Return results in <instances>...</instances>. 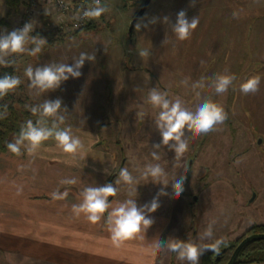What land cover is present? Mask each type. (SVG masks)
I'll use <instances>...</instances> for the list:
<instances>
[{"label":"rangeland","instance_id":"374dc122","mask_svg":"<svg viewBox=\"0 0 264 264\" xmlns=\"http://www.w3.org/2000/svg\"><path fill=\"white\" fill-rule=\"evenodd\" d=\"M104 1L110 11L95 20L89 30L62 35L55 29L60 16L44 2L40 1L36 13L29 15L25 8L18 13L10 12L5 0H0V31L22 28L26 22L35 21L36 27L30 35L39 34L48 42L37 56L5 57L16 60L15 73L22 80L11 92L10 103L18 113L17 125L29 119L35 123L37 119L26 106L60 98L62 107L67 108L65 124L61 127L70 126L84 146L74 156L64 153L54 139H49L32 155L23 149L20 155L10 151L0 153L20 157L21 160H16V170L31 165L42 178H50L48 173H57L63 179L74 178L76 184L63 186L62 191L67 190L68 194L82 187L114 184L123 167L138 178V206L150 203L163 189L167 194L158 197V209L148 214L153 224L127 241L141 235L156 239V234L157 241L169 238L197 241L212 223L214 239L223 241L221 249L245 236L253 226L264 225V0H197L195 7H189L190 0H153L142 18L148 27L135 29L132 44L128 29L144 0ZM180 10H186L189 18L200 19L188 40H178L161 22L148 23L153 17L163 16H169L174 23ZM233 13L237 14L236 18ZM141 49H148L150 56L140 58ZM81 52H95L96 60L85 62L79 78H70L59 89L39 96L29 89L24 75L27 66L71 63ZM226 70L236 76L226 93L192 87L201 79L210 83L211 78ZM256 75L261 77L259 91L245 96L238 90L239 84ZM185 78H189L186 86L180 83ZM152 87L167 91L170 99L181 97L190 108L203 98L211 99L224 107L228 118L212 131L191 139L188 151L175 160L174 152L167 148H152L161 140L154 120L158 110L146 102ZM141 111L142 117L137 115ZM50 123L51 119L46 121L47 125ZM186 136L190 133L186 132ZM15 137L11 135L9 141L13 142ZM152 151L160 153L158 163L165 168L169 182L185 176L180 197L174 196L171 183L164 188L140 177L139 170L145 164L157 163L152 160ZM28 156L37 158L31 160ZM39 156L44 158L40 160ZM115 186L118 192L112 201L129 198L127 185ZM44 198H37V203L43 204L39 201ZM106 218L107 212L103 217V225L107 227ZM102 233L101 230L96 237ZM10 248L12 244L2 242L0 236V264L34 263L21 260L22 253L13 255L11 250H6ZM208 252L211 251L203 255ZM154 254V264H187L175 252L154 248ZM52 264L63 263L57 260Z\"/></svg>","mask_w":264,"mask_h":264},{"label":"clouds","instance_id":"9594fccd","mask_svg":"<svg viewBox=\"0 0 264 264\" xmlns=\"http://www.w3.org/2000/svg\"><path fill=\"white\" fill-rule=\"evenodd\" d=\"M197 0H190L189 7H195ZM110 8L102 0H91L90 4L82 5L74 13L72 19L79 21L98 20L102 15L108 13ZM234 18L237 14L233 13ZM161 22L167 25L168 29L180 41L191 38L193 32L200 23L199 16L189 18L186 10H180L176 14L173 23L169 16L162 18H151L148 23L155 24ZM36 27L35 21L26 22L22 28L7 31H0V67H13L15 59H5V57L17 54H27L37 56L41 53L44 46L48 44L47 40L39 34L30 35ZM142 27H148L144 19L137 21L135 24L136 31ZM31 45V47H29ZM140 58H148L150 51L141 49L138 51ZM95 52H81L79 56L73 57L71 63H48L43 66H27L24 75L27 77L30 90L35 91L39 96L43 93L55 91L60 88L63 82L70 78H79L82 75L81 69L85 62H95ZM236 80L234 74L225 73L217 74L211 78L210 83H205L204 79L192 84L194 89L211 88L216 94L226 93ZM189 78L181 80V84L186 86ZM22 80L14 74H5L0 76V99L7 96L20 86ZM261 77L252 76L239 84L238 90L245 96L255 94L259 91ZM200 97V92H196ZM151 107L158 110L154 120L155 126L159 130L161 140L158 144H153L152 148L159 150L167 148L174 152V159L179 160L188 151L191 139L212 131L216 125L223 124L228 113L222 105L213 102L211 99L203 98L194 108L186 106L185 101L177 96L174 99L169 98L167 91H160L156 87L149 89L147 101ZM5 111L0 112V118L6 115ZM30 112L37 116L35 123L29 119L21 126L18 135L13 142L7 144L8 150L16 155L22 153V149L29 155L34 154L43 144V142L54 139L57 146L64 153L73 154L74 156L81 152L83 143L78 136L73 135L71 127H61L65 124L67 108L62 107V99L55 100L45 99L38 105L26 106ZM143 116V111L137 113ZM51 119L50 125L46 121ZM186 132L190 136H186ZM151 157L157 163H147L140 171V177L147 182L162 184L166 188L169 183L173 189L174 196L180 197L184 191L185 176L175 177L169 182L165 168L158 163L161 155L158 151H152ZM84 157L81 155L80 157ZM61 184H76V180L63 179ZM125 184L128 186V199L120 201H110L109 197L117 195L118 188L115 185ZM137 186L138 178L134 177L127 167L119 170V176L113 183H107L103 186L86 187L82 191V201L72 206V211L79 215L84 213L91 223L99 222L107 212L106 224L111 238L114 242L120 243L133 234L146 232L153 224L149 213H154L158 207V197L166 195L163 189L154 197L150 203L142 206L137 204ZM67 190L63 193L55 191L51 193L54 200H63L67 197ZM207 241H213L208 243ZM223 243L220 239H214V225L209 223L203 232L198 236L197 241H182L178 238H169L167 241H157L154 247L157 250H168L177 253L180 261H186L187 264H199L200 257L207 251L219 253L220 246Z\"/></svg>","mask_w":264,"mask_h":264},{"label":"crops","instance_id":"0c3cea01","mask_svg":"<svg viewBox=\"0 0 264 264\" xmlns=\"http://www.w3.org/2000/svg\"><path fill=\"white\" fill-rule=\"evenodd\" d=\"M16 160L21 159L0 153V236L2 242L12 244L7 251L13 255L22 253L20 259L33 264H52L57 260L63 264L155 263L156 255L152 253L157 234L156 239L141 235L133 241L114 242L103 218L93 224L84 213L77 215L72 211V206L82 201L83 187L69 191L63 200H54L52 192L63 193L62 175L48 173L50 178H42L31 165L16 170ZM41 197H45L39 201L43 204L36 201ZM161 229L162 226L158 235ZM101 230L102 236L96 237Z\"/></svg>","mask_w":264,"mask_h":264},{"label":"trees","instance_id":"16d2710c","mask_svg":"<svg viewBox=\"0 0 264 264\" xmlns=\"http://www.w3.org/2000/svg\"><path fill=\"white\" fill-rule=\"evenodd\" d=\"M122 2L126 3L128 0H121ZM26 0H5L7 7L12 10H15L16 13L26 7L27 3ZM10 12L8 14H10ZM93 23L88 25L83 30H89L92 27ZM80 32V31H79ZM79 32L75 33L74 35L78 34ZM64 36H59V38H63ZM5 74H14L15 67H0V76ZM12 94L11 92L5 96L4 98L0 99V112L5 111L8 113V116H4L0 118V152H7L9 151L7 148V144L10 143L9 137L11 135H18L20 126L17 125L16 119H18V113L14 109L12 103ZM7 102H9L7 104ZM264 235V225L260 226H253L250 228L246 233L245 236L241 237L233 241L232 243H228L223 245V249L225 252L221 254L219 260H217V254L215 252H208L201 258L200 264H227L230 260L232 253L235 249L239 246V244L245 239L247 236L251 235ZM220 251V250H219ZM264 263V241L254 242L246 246L242 252L240 253L237 261L235 264H260Z\"/></svg>","mask_w":264,"mask_h":264},{"label":"built area","instance_id":"2783aa9c","mask_svg":"<svg viewBox=\"0 0 264 264\" xmlns=\"http://www.w3.org/2000/svg\"><path fill=\"white\" fill-rule=\"evenodd\" d=\"M25 13L33 15L39 7V2L42 1L51 10L60 16L61 21L56 24L55 29L57 33L62 35H71L85 29L88 25L92 24L95 20L91 21H75L72 19L74 13L82 5L91 3V0H26ZM105 3L104 0H102ZM41 6V5H40Z\"/></svg>","mask_w":264,"mask_h":264},{"label":"water","instance_id":"95a60500","mask_svg":"<svg viewBox=\"0 0 264 264\" xmlns=\"http://www.w3.org/2000/svg\"><path fill=\"white\" fill-rule=\"evenodd\" d=\"M153 0H144L140 10L138 11V13L135 15V17L133 18V20H131L129 29H128V36L130 39V43L132 44L134 42V31H135V24L137 23V21L141 20L143 18V16L145 15L146 11L149 9L151 3ZM191 164V163H190ZM191 166V165H190ZM110 199H113V197H110ZM254 197L251 200V203L254 201ZM258 241H264V235H252V236H248L246 237L240 244L239 246L235 249L234 253L232 254L229 262L227 264H235L240 253L242 252V250L248 246L249 244H252L254 242H258ZM225 252V250H222L220 254H223Z\"/></svg>","mask_w":264,"mask_h":264},{"label":"flooded vegetation","instance_id":"af4514ba","mask_svg":"<svg viewBox=\"0 0 264 264\" xmlns=\"http://www.w3.org/2000/svg\"><path fill=\"white\" fill-rule=\"evenodd\" d=\"M247 231H248V230H247ZM247 231H246V232H247ZM246 232H245V233H246ZM245 233H244V234H245ZM244 234H243V235H244ZM251 236H252V235H251ZM247 237H248V236H247ZM245 238H246V237H245ZM222 250H225V249H223V248L220 249V251H219V253L217 254V257H216L217 260H219V258H220L219 256L221 255L220 253H221ZM233 253H234V252H233ZM233 253H232V254H233ZM231 256H232V255H231ZM230 258H231V257H230ZM228 262H229V261H228Z\"/></svg>","mask_w":264,"mask_h":264}]
</instances>
